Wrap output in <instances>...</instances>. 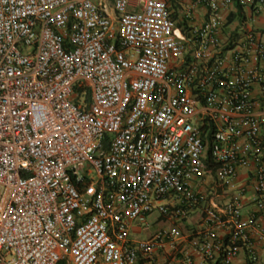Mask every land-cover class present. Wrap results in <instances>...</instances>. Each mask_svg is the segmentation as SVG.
I'll list each match as a JSON object with an SVG mask.
<instances>
[{
  "label": "built area",
  "instance_id": "2783aa9c",
  "mask_svg": "<svg viewBox=\"0 0 264 264\" xmlns=\"http://www.w3.org/2000/svg\"><path fill=\"white\" fill-rule=\"evenodd\" d=\"M185 1L186 33L165 0H0V264H259L264 42L224 28L264 0Z\"/></svg>",
  "mask_w": 264,
  "mask_h": 264
},
{
  "label": "crops",
  "instance_id": "0c3cea01",
  "mask_svg": "<svg viewBox=\"0 0 264 264\" xmlns=\"http://www.w3.org/2000/svg\"><path fill=\"white\" fill-rule=\"evenodd\" d=\"M97 1V0H96ZM168 6L171 9V12L177 15L179 20H185L184 16L186 14V8H189V4L185 0H165ZM142 0H129V11L131 12H139L142 9ZM110 5V4H109ZM195 12L197 21L202 20V15L204 11L202 9H198ZM112 14V10H111ZM186 21V20H185ZM251 29L257 37L264 42V5L258 13H255L251 8H241L236 3L230 9L228 13V17L226 19V26L224 28V35L231 36L232 40L235 42L240 39L243 28ZM238 183H248L250 181V175L247 174L246 171H242L239 178ZM253 211V204L251 202L246 203L244 205L243 214L249 215ZM260 229H264V222L260 221L258 224ZM141 233L137 227H135L130 236L137 235ZM225 231H219L218 236L220 238L225 237ZM254 234L251 233V243L254 242ZM132 240H136L133 237H130ZM258 255L260 262L259 264H264V243L258 246ZM180 258H171L170 256H157L154 264H179ZM247 263V255L244 250L240 251L233 264H246ZM139 264H148L144 261H140ZM195 264L198 263V259H195Z\"/></svg>",
  "mask_w": 264,
  "mask_h": 264
},
{
  "label": "rangeland",
  "instance_id": "374dc122",
  "mask_svg": "<svg viewBox=\"0 0 264 264\" xmlns=\"http://www.w3.org/2000/svg\"><path fill=\"white\" fill-rule=\"evenodd\" d=\"M174 21L176 22V24L180 22L178 17ZM156 217L157 215L153 214L148 218L147 222L149 224V228L146 231H142L141 233L137 235H132L130 237H133L137 241L145 240L151 234H154L157 230H159L161 227H168L172 225L177 226L179 230L182 232L183 236L190 235L192 234V232H195L198 229V226L202 218V214H201V210H197L196 212L190 214L186 219L178 222H173V221L171 222L163 219L157 223ZM160 256H164V255H160Z\"/></svg>",
  "mask_w": 264,
  "mask_h": 264
},
{
  "label": "trees",
  "instance_id": "16d2710c",
  "mask_svg": "<svg viewBox=\"0 0 264 264\" xmlns=\"http://www.w3.org/2000/svg\"><path fill=\"white\" fill-rule=\"evenodd\" d=\"M172 18H173V20L177 19V15L174 14L172 16ZM187 24H188L187 21L180 20V22L177 23V26L180 27L182 29V31L186 33ZM213 129L214 128L211 125L210 126H205L202 129V136H203L204 141H207L208 143L211 142ZM203 164L205 166L207 174L208 175H212L214 173V165L215 164L212 161L211 154H210V147L209 146L206 149L205 156H204V159H203Z\"/></svg>",
  "mask_w": 264,
  "mask_h": 264
}]
</instances>
